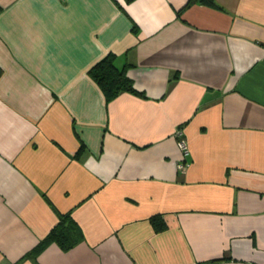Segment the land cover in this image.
Listing matches in <instances>:
<instances>
[{
    "label": "crops",
    "instance_id": "0c3cea01",
    "mask_svg": "<svg viewBox=\"0 0 264 264\" xmlns=\"http://www.w3.org/2000/svg\"><path fill=\"white\" fill-rule=\"evenodd\" d=\"M198 263L264 264V0H0V264Z\"/></svg>",
    "mask_w": 264,
    "mask_h": 264
},
{
    "label": "trees",
    "instance_id": "16d2710c",
    "mask_svg": "<svg viewBox=\"0 0 264 264\" xmlns=\"http://www.w3.org/2000/svg\"><path fill=\"white\" fill-rule=\"evenodd\" d=\"M126 68V65L118 67L115 64V55L112 53H108L89 68L88 75L99 86L107 102L121 92L138 93L126 74ZM81 238L82 232L71 215L58 213L57 223L27 256L31 255L35 259L36 254L49 243L56 244L62 250H68Z\"/></svg>",
    "mask_w": 264,
    "mask_h": 264
},
{
    "label": "built area",
    "instance_id": "2783aa9c",
    "mask_svg": "<svg viewBox=\"0 0 264 264\" xmlns=\"http://www.w3.org/2000/svg\"><path fill=\"white\" fill-rule=\"evenodd\" d=\"M178 134L180 135V133ZM177 145L179 149L181 150L182 154L186 156L188 154V147L186 146L185 142L181 139H177ZM187 165H188L187 162H181L178 167L179 169H184L187 167Z\"/></svg>",
    "mask_w": 264,
    "mask_h": 264
}]
</instances>
